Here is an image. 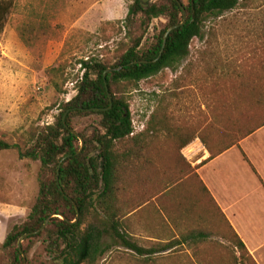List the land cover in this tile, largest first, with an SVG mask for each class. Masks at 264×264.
<instances>
[{
    "label": "trees",
    "instance_id": "trees-1",
    "mask_svg": "<svg viewBox=\"0 0 264 264\" xmlns=\"http://www.w3.org/2000/svg\"><path fill=\"white\" fill-rule=\"evenodd\" d=\"M15 1L0 0V32L16 6ZM245 1L153 0L143 3L133 0L122 20L128 41L113 61L100 54L80 58L77 64L81 75L74 86L75 95L60 104L53 122L36 129L28 142L10 143L0 138V151L14 149L19 159L39 162L36 198L26 217L14 223L0 243V250L8 253L5 264H23V254L27 256L39 240L45 244L53 264H96L110 249L109 243L104 242L105 236H110L113 243H119L132 254L154 252L138 246L136 237L127 231L131 223L126 216L140 204L133 200L135 174L144 169L140 166L149 165L154 153L158 160H163L167 153L156 145L157 140L160 141L157 132L178 130L179 136L182 133L185 137L180 146L198 136L213 158L262 126L264 55L255 56L258 59L249 64L251 68L240 74H234L228 68L225 72L223 67L217 73L216 57L208 58L204 53L200 59L193 62L190 59L183 65L176 79L178 87H185L192 70L198 67L202 72L206 70L207 74L216 75V80L221 83L214 92H220L223 99L219 104L223 118L203 127L183 124L160 103L142 119L143 128L135 130L127 92L138 89L141 80L164 69L178 70L189 56L191 40L201 36L205 22L217 20L225 12L244 6ZM59 2L50 0L43 12L56 13ZM182 7L186 20L168 32L163 45L167 29L181 23ZM159 17H164L166 24L153 35L150 43H143L150 23ZM198 63L201 66H195ZM108 69L111 70L105 72ZM233 77H237L235 82H232ZM85 117H92L94 123L90 133L78 131L84 140L78 152L80 140L68 128L76 130V120ZM187 173H193L189 165ZM200 185L206 191L201 182ZM164 188L165 184L157 185L152 196ZM94 219L99 223H94ZM229 231L225 238L239 253L236 263L256 264L231 227ZM27 233L29 235L22 239L19 247V239Z\"/></svg>",
    "mask_w": 264,
    "mask_h": 264
},
{
    "label": "rangeland",
    "instance_id": "rangeland-1",
    "mask_svg": "<svg viewBox=\"0 0 264 264\" xmlns=\"http://www.w3.org/2000/svg\"><path fill=\"white\" fill-rule=\"evenodd\" d=\"M49 1L16 0L0 32V138L10 143L28 142L36 129L53 122L60 104L75 95L74 86L81 75L77 64L80 58L100 54L113 61L128 41L122 20L133 0H60L59 10L47 14L43 9ZM165 24L164 17L153 19L143 43H150ZM202 53L216 57L217 73L221 67L234 74L249 70V64L258 59L255 56L264 55V0H246L244 6L206 21L201 36L191 40L189 56L178 70L164 69L141 80L138 89L127 92L135 130L143 128L142 119L160 103L191 127L222 120L219 104L223 99L220 92H214L221 84L216 75L198 67L192 70L185 87L177 85L183 65L190 59H200ZM236 79L233 77L232 82ZM93 123L92 117L77 119L76 131L90 133ZM38 170V161L19 159L14 149L0 151V240L29 212L38 191ZM3 205L17 210L6 211L1 209ZM94 223L99 220L94 219ZM113 241L105 236L110 249L96 264H136L135 254ZM226 247L228 264H237L238 251L229 243ZM24 256L23 264H53L41 240ZM7 259L8 253L0 250V264Z\"/></svg>",
    "mask_w": 264,
    "mask_h": 264
},
{
    "label": "crops",
    "instance_id": "crops-1",
    "mask_svg": "<svg viewBox=\"0 0 264 264\" xmlns=\"http://www.w3.org/2000/svg\"><path fill=\"white\" fill-rule=\"evenodd\" d=\"M157 134L156 145L167 153L163 160L154 153L149 165L140 166L133 192L140 204L126 216L138 246L154 252L135 253L133 261L228 264L225 237L231 227L256 264H264V124L213 158L198 136L180 146L185 137L178 130Z\"/></svg>",
    "mask_w": 264,
    "mask_h": 264
},
{
    "label": "water",
    "instance_id": "water-1",
    "mask_svg": "<svg viewBox=\"0 0 264 264\" xmlns=\"http://www.w3.org/2000/svg\"><path fill=\"white\" fill-rule=\"evenodd\" d=\"M141 1H143V0H141ZM176 1H178V0H176ZM182 10H183V19H182L181 23L178 24V25L172 26V27H170L169 29H167V31H166V33H165V36H164L163 45H164V43H165V39H166V36H167L168 32L171 31L172 29H174L175 27H177V26H179V25H182V24L185 22V20H186V15H185V10H184L183 7H182ZM160 54H161V53H160ZM160 54H159V55H160ZM135 62H136V61H135ZM110 70H111V69H108V70H106L105 72L110 71ZM104 77H105V73H104ZM105 87H106V89H107V85H106V83H105ZM108 96H109V99H110V102H111V97H110L109 92H108ZM65 116H66V113H64V115H63V123H64V124H65ZM66 127H67V126H66ZM68 129H69V131H70L73 135H75L76 137H78V139L80 140V149H79V151H78V152H80L81 149H82V147H83V145H84V140L81 138V136L79 135V133H78L75 129H73V128H68ZM78 152H77V153H78ZM64 159H65V157L61 158V160L59 161L58 169H59V167H60V165H61V163H62V161H63ZM60 190H61V189H60ZM76 210H77V208H76ZM77 215H78V210H77ZM47 221H48V219H47ZM47 221L44 223V225L42 226V228L45 227ZM42 228H41V229H42ZM28 235H29V233L24 234V235L19 239V241H18V246H19V247H20V243H21L22 239H23L25 236H28ZM23 259H25L24 254H23Z\"/></svg>",
    "mask_w": 264,
    "mask_h": 264
}]
</instances>
